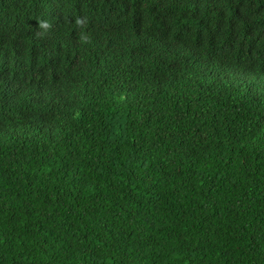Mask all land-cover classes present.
Here are the masks:
<instances>
[{
	"label": "trees",
	"instance_id": "16d2710c",
	"mask_svg": "<svg viewBox=\"0 0 264 264\" xmlns=\"http://www.w3.org/2000/svg\"><path fill=\"white\" fill-rule=\"evenodd\" d=\"M0 264H264V0H0Z\"/></svg>",
	"mask_w": 264,
	"mask_h": 264
}]
</instances>
